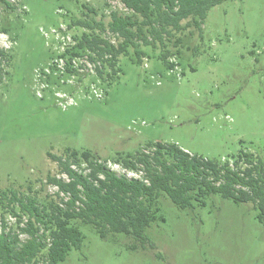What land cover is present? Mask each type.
I'll use <instances>...</instances> for the list:
<instances>
[{
	"label": "rangeland",
	"instance_id": "374dc122",
	"mask_svg": "<svg viewBox=\"0 0 264 264\" xmlns=\"http://www.w3.org/2000/svg\"><path fill=\"white\" fill-rule=\"evenodd\" d=\"M10 1L14 10L0 4V50L9 56L0 79V190L40 204L61 201L66 197L48 178L68 177L48 153L65 157L70 148L92 151L118 174L126 170L118 155L151 152L157 141L220 163L243 152L264 161V0L214 6L202 36L194 17L184 19V29L166 38L173 68L162 61L159 42L141 43L142 62L121 54L117 72L103 79L87 61L91 51L73 59V73L65 51L83 33L100 32L75 21L107 26L112 11L132 13L121 0ZM157 202L146 229L156 247L123 232L102 237L76 219L86 236L62 264H264V213L255 203L214 193H197L185 208L167 194ZM17 213L0 195V220L5 214L16 228Z\"/></svg>",
	"mask_w": 264,
	"mask_h": 264
},
{
	"label": "trees",
	"instance_id": "16d2710c",
	"mask_svg": "<svg viewBox=\"0 0 264 264\" xmlns=\"http://www.w3.org/2000/svg\"><path fill=\"white\" fill-rule=\"evenodd\" d=\"M121 1L133 12L123 15L112 11L107 26L94 18L74 22L91 30L99 28L100 32L83 33L76 38L75 46L66 49L70 57L68 72L79 70L73 67V59L84 58L91 51L87 61L94 65L98 76L111 78L117 72L121 54L131 55L134 62H142L146 52L141 49V43L155 46L157 42L163 47L162 61L173 68L176 63L169 59L166 38L184 29L182 21L189 17H194L202 36L210 9L228 0ZM0 4L12 10L16 7L10 0H0ZM91 11L95 13L93 8ZM145 26L149 27L150 35ZM3 30L9 31L7 27ZM106 31L118 36L120 42L117 44L103 36ZM7 57V51L0 50V79L4 76ZM107 66L111 72H106ZM148 146L153 149L151 152L141 150L136 154L118 155L116 160L126 169L122 174L90 150L79 152L70 148L65 157L49 152L68 177L49 176L48 182L58 188L59 195L63 193L66 197L49 205L40 204L32 195L0 190L3 201L13 208L17 205L21 211L17 213L16 228L9 226L5 214L1 216L0 264H62L73 248L81 247L86 236L72 223L76 219L94 225L102 237L109 232H123L134 235L143 247L147 244L156 247L146 229L158 216L157 201L162 194L169 195L182 208L188 207L189 200L197 193L221 194L236 201H251L264 213V161L257 156L243 152L220 163L191 154L176 143L157 141ZM243 158L247 162L245 167L240 164ZM82 161L87 163L85 168H79ZM75 164L78 169L74 168ZM138 171H141L138 176L130 174ZM24 214L28 216L26 220H23ZM137 247V244L132 246Z\"/></svg>",
	"mask_w": 264,
	"mask_h": 264
},
{
	"label": "built area",
	"instance_id": "2783aa9c",
	"mask_svg": "<svg viewBox=\"0 0 264 264\" xmlns=\"http://www.w3.org/2000/svg\"><path fill=\"white\" fill-rule=\"evenodd\" d=\"M76 63V60L74 61ZM131 173V172H130Z\"/></svg>",
	"mask_w": 264,
	"mask_h": 264
}]
</instances>
